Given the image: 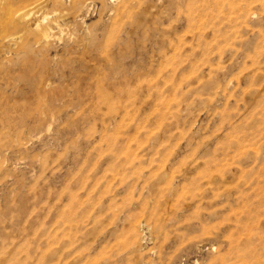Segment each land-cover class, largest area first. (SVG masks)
I'll list each match as a JSON object with an SVG mask.
<instances>
[{
    "label": "rangeland",
    "instance_id": "rangeland-1",
    "mask_svg": "<svg viewBox=\"0 0 264 264\" xmlns=\"http://www.w3.org/2000/svg\"><path fill=\"white\" fill-rule=\"evenodd\" d=\"M0 264H264V0H0Z\"/></svg>",
    "mask_w": 264,
    "mask_h": 264
}]
</instances>
